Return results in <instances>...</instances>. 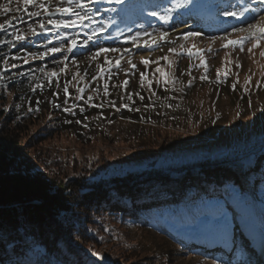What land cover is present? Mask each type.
<instances>
[{
    "label": "rangeland",
    "instance_id": "rangeland-1",
    "mask_svg": "<svg viewBox=\"0 0 264 264\" xmlns=\"http://www.w3.org/2000/svg\"><path fill=\"white\" fill-rule=\"evenodd\" d=\"M42 2L47 11L69 7L68 0ZM81 3L87 5V16H91L92 22L101 18V22L91 25V29L86 31L87 39H96L91 43V54L72 52L60 46L64 27L56 28L48 23L50 19L43 15L45 10L31 5L25 10L21 0H0V24L10 22L2 30L9 35L11 43L8 44L14 50L12 56L20 59L21 63L31 60L27 45L23 40H13V32L23 34L24 40L42 36L43 39H39L41 47L31 48L32 51L47 53L44 56L52 63L58 62V56L68 58L67 71L53 76L55 81L47 83L52 89L61 88L65 95L58 98L61 107L67 109L74 99L81 98L88 106L104 111L91 112L87 107L81 109L86 110L82 115L73 119L70 117L68 121H79L78 130L83 132L82 137L69 130L44 141V145L57 150L67 162L76 160L77 167H80L79 163L85 164L93 172L107 166L113 170L135 165L137 160L148 154L154 156L161 153V157L171 159L172 165H180L199 161L226 142L239 151L249 147L251 139L262 134L264 56L261 52H264V40L258 47L252 48L254 41L249 33L236 31L247 29L248 24L257 21L264 25V20H260L264 14L262 0H123L122 3H116V0H81ZM74 4L75 0L74 10L83 14L85 10L75 8ZM177 4L181 6L177 7ZM4 6L9 11H3ZM145 8L158 15H138ZM38 11L39 16L27 14ZM226 11H244V14L239 18L225 16ZM165 15L169 17L167 20L160 19ZM72 19L74 17L64 14L51 18ZM41 23L43 29L40 28ZM30 27L35 30L34 33ZM101 28L103 31H100ZM161 31L167 33L163 40L159 39ZM102 32L104 34L100 37ZM138 32L152 33V36H141L134 44L131 37ZM188 32L199 35L185 39ZM153 38L157 40L156 44L151 43ZM241 38H245L243 51L240 44L224 47L228 40ZM51 48H60L61 51L51 52ZM101 48L118 51L96 55ZM249 48H252L251 52ZM169 49H175V52ZM188 49L193 52L191 56ZM197 50L199 55L195 54ZM171 54L180 63L192 68L194 84L167 85L173 69ZM163 57H167V61ZM201 57L205 61L203 65ZM142 58L149 63L145 65ZM157 68L167 76L162 77ZM141 73L145 76L143 82ZM50 77L47 76V79ZM125 81L127 85L122 86ZM163 100L172 105L169 108L172 120L161 124L159 135L157 131L153 132V126L149 129L146 125L121 118L122 115L123 118H131L144 108L145 103L163 104ZM119 102L125 105L124 114L119 110ZM112 110L115 112L111 113ZM250 201V207L241 217L232 213L226 202L223 204L233 221L234 241L210 234L202 227L203 224L196 222L189 224L188 228L176 223L149 224L135 225L126 231L110 230L111 237L107 236V243L100 248L113 256L112 261L116 264H152L154 254L157 264H214V261L215 264H234L223 247L232 244L235 247L232 250L238 256H245L254 252L256 245L264 244V204L254 194ZM218 245H222L221 251L217 250ZM92 264L109 263L96 261Z\"/></svg>",
    "mask_w": 264,
    "mask_h": 264
},
{
    "label": "trees",
    "instance_id": "trees-1",
    "mask_svg": "<svg viewBox=\"0 0 264 264\" xmlns=\"http://www.w3.org/2000/svg\"><path fill=\"white\" fill-rule=\"evenodd\" d=\"M0 41H9L2 29ZM13 53L8 43H0V264H110L113 256L100 248L110 230L205 223V216L216 212L210 207L215 202H226L242 216L252 193L264 204V159L259 161L264 131L249 147L236 151L226 142L199 161L180 165L161 153L148 154L135 165L93 172L85 164L77 167L76 160L67 162L44 141L69 130L82 137L79 121L70 117L87 107L104 111L81 98L64 109L58 99L65 97L61 88L47 84L55 78L47 79L32 61L13 59ZM171 58L167 85L194 84L192 68L174 54ZM162 103H145L139 113L121 118L153 126L159 135L161 124L172 120L171 103ZM119 105L124 114L125 105Z\"/></svg>",
    "mask_w": 264,
    "mask_h": 264
},
{
    "label": "snow or ice",
    "instance_id": "snow-or-ice-1",
    "mask_svg": "<svg viewBox=\"0 0 264 264\" xmlns=\"http://www.w3.org/2000/svg\"><path fill=\"white\" fill-rule=\"evenodd\" d=\"M90 2H94V0H90ZM122 2H123V0H116V3H122ZM262 2H264V0H262ZM21 3L23 4L25 10H27L28 6L31 5V6L38 7L39 9L47 11V9H45V5L42 2V0L39 3L37 2V0H21ZM73 3H74V0H68L69 7H59V8L56 9V11L61 13V14H64V15H70V16L74 17V19L69 20V21H65V20H51L50 19L48 21V23L52 24L53 27H56V28H61V27L67 28V27H71V26H76L77 24L82 25L86 19H90V17L87 16V12H86L87 5L86 4L81 3V0H75L74 7L78 8V9L85 10L84 13L82 14V12L74 10ZM176 6L179 7L181 5L177 4ZM3 11H5V12L9 11L8 7L4 6L3 7ZM244 11H246V9ZM244 11H240V12H237V11H226L224 13V15L225 16H232V17L239 18V17L243 16ZM27 14L29 16H39L40 12L39 11L38 12H28ZM149 14L152 15V16H157L158 15L156 12H151ZM168 18L169 17L166 16V15L160 17V19H162V20H167ZM260 20H264V17H261ZM8 23H10V22L6 21L5 23L0 24V29H5L7 27V25H8ZM40 28L41 29L44 28L43 23L40 24ZM30 31H33V33L35 32V30L31 29V27H30ZM100 31H103V28H101ZM236 31L248 32L249 33V36L254 41L253 44H252V48L258 47L260 41L264 40V25H262L260 23V21H257V23L248 24L247 29L240 28V29H236ZM11 35H12V39L15 40V41H21V40L25 39L24 35L19 33L18 31L13 32ZM166 35H167V33L161 31L159 33V39L160 40L165 39ZM196 35H199V33L188 32V33H186L184 38L187 39L188 37L196 36ZM141 36H149V37H151L152 33H148V32L140 33V32H138L135 36L131 37L132 42L135 44V42L138 39H140ZM245 38H247V37H245ZM245 38H241V40H228L227 43L224 45V47H228L229 45L240 44L241 45V49L240 50L243 51V39H245ZM89 39H91V37H89ZM4 42L11 43V41H0V43H4ZM145 43L147 44L148 42L145 41ZM151 43L152 44H156L157 40L155 38H153L151 40ZM75 45H76V41L75 40H71L69 42V50H71L72 47H75ZM252 48H249L248 51L251 52ZM49 51H51V52H59V51H61V49L60 48H51V49H49ZM107 51L116 52V51H118V49H104V48H101L96 53V55H99L101 52H107ZM169 51L170 52H175V49H169ZM46 54L47 53H41L40 55L43 56V55H46ZM188 54L190 56L193 54L191 49H188ZM195 54L199 55V50H197V52ZM261 56H264V52H261ZM13 59H16V57H13ZM163 59L167 61L168 58L167 57H163ZM142 62L145 65H147L149 63V61L144 60L143 58H142ZM204 63H205V61H204L203 57H201V64L203 65ZM12 66L15 67V65H12ZM237 66H239V65H237ZM102 70L103 69H101V71ZM156 71L160 72L162 77H166L167 76V74L165 72H163L159 68H157ZM51 75H55V73H52ZM218 75H219V70H218ZM225 75H226V73H225ZM205 78L206 77H202V79H205ZM144 79H145V76H144L143 73H141V81L143 82ZM165 82H167V80H165ZM127 83L128 82L125 81L124 85H122V86H126ZM233 87L235 88V85H233ZM64 91H65V94L68 93L67 86H65ZM80 91L82 92L83 89H80ZM129 98H131V96H129ZM89 99H91V98H89ZM210 207L216 208L217 211L214 214H212V215L205 216L207 219H206L205 223L202 225V227L207 229V231L210 234H215V235L222 236L226 241H228L230 239H232L234 241L233 224H232L231 219L228 216L227 211L224 210V205H221L219 202H215L214 204H211ZM94 255H98V254L94 253ZM214 264H215V261H214Z\"/></svg>",
    "mask_w": 264,
    "mask_h": 264
},
{
    "label": "bare ground",
    "instance_id": "bare-ground-1",
    "mask_svg": "<svg viewBox=\"0 0 264 264\" xmlns=\"http://www.w3.org/2000/svg\"><path fill=\"white\" fill-rule=\"evenodd\" d=\"M264 14L260 17H263ZM230 255L229 258L233 261L234 264H255L258 262V264L264 263V244L256 245V250L254 252H250V254H245L238 256L232 248L230 249ZM247 251V250H246ZM217 252V251H216ZM247 257H250L249 259Z\"/></svg>",
    "mask_w": 264,
    "mask_h": 264
},
{
    "label": "water",
    "instance_id": "water-1",
    "mask_svg": "<svg viewBox=\"0 0 264 264\" xmlns=\"http://www.w3.org/2000/svg\"><path fill=\"white\" fill-rule=\"evenodd\" d=\"M61 13L57 12L56 10L54 11H51V12H47L45 14V16H48V17H51V16H54V15H60ZM74 47H72L71 49H73Z\"/></svg>",
    "mask_w": 264,
    "mask_h": 264
}]
</instances>
